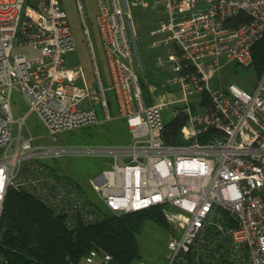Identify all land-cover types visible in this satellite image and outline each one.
I'll return each mask as SVG.
<instances>
[{
	"label": "built area",
	"instance_id": "built-area-1",
	"mask_svg": "<svg viewBox=\"0 0 264 264\" xmlns=\"http://www.w3.org/2000/svg\"><path fill=\"white\" fill-rule=\"evenodd\" d=\"M24 2L0 0V216L12 188L61 211L69 223L75 213L93 221L97 214L78 186L83 184L41 163L46 157L89 155L106 165L89 179L97 204L117 215L161 206L166 264H264V69L252 91L209 84L221 56L251 64V47L264 35V0H96L107 86L95 62V86L80 84L81 71L68 63L74 43L61 0ZM133 7L164 14L149 31L150 46L170 47L152 60L158 69L170 68L160 87L173 89L160 93L156 83L145 85ZM240 15L247 19L231 22ZM18 33V46H28L33 55L12 54ZM85 36L91 50L87 28ZM14 85L28 102L17 119L10 105ZM108 90L126 122L127 143L39 146L29 130L23 135L30 113L50 134L97 123V107L110 119ZM197 93L208 95L211 111L191 109L187 96ZM169 107L170 118L186 113L181 144L162 137ZM209 128L212 133L198 140ZM79 264L114 263L109 253L91 248Z\"/></svg>",
	"mask_w": 264,
	"mask_h": 264
},
{
	"label": "rangeland",
	"instance_id": "rangeland-1",
	"mask_svg": "<svg viewBox=\"0 0 264 264\" xmlns=\"http://www.w3.org/2000/svg\"><path fill=\"white\" fill-rule=\"evenodd\" d=\"M80 1L83 9L82 12L78 8L77 0H61L74 43L73 50L67 55V61L71 66H74L81 71L82 77L80 78L79 83L87 84L89 86H95L96 83L94 74L95 62L102 83L104 86H107L110 83V72L102 40L95 22L96 0ZM33 2L34 0H25L24 5H32ZM163 15L162 12H155L151 7L145 9L139 7L132 8V18L137 32V41L141 56H143L144 53L152 57L157 53L164 52L162 46H150L152 37L149 35V30L156 26V21L159 18L164 17ZM86 28L89 32L91 50L85 36ZM20 37L21 36L18 33V36L14 41L12 54L24 52L27 56L33 55L34 51L28 46H18L17 40L20 39ZM146 73L147 68H145V85L150 82ZM257 80L258 75L250 64L244 65L239 64L236 61H226V59L221 56L219 58V66L210 77L209 84L212 88H227L229 84H233L238 88L252 91ZM169 89H173V87H162L161 90L165 91ZM200 96L201 95L198 93L187 96V102L190 106L194 105V110L205 112L206 108L204 109L203 107H200L199 104ZM106 98L111 113L110 119H106L103 110L100 107H97V117L99 120L97 123L50 134L44 128L36 114L30 113L26 117L22 133L23 135L28 136L29 130L33 138V144L39 146H92L107 143H127L130 139V134L124 118H121L117 114L113 92L109 90L106 91ZM147 100L145 99L146 105L148 104ZM176 104L180 105L182 102L178 101ZM10 105L12 115L16 119L20 118L28 111V102L19 91L17 85H14L12 88ZM169 110L170 107L163 111L164 120L170 119ZM13 132L15 133L16 129H14ZM53 159H48L46 157L43 161H56L60 167V170L58 171L82 183L85 194L91 198H95V194L89 184V179L91 176L106 167L102 159L89 155H70ZM167 237V227L151 220H146L136 232V238L141 254V260L136 264L140 262H143L144 264H166Z\"/></svg>",
	"mask_w": 264,
	"mask_h": 264
},
{
	"label": "trees",
	"instance_id": "trees-1",
	"mask_svg": "<svg viewBox=\"0 0 264 264\" xmlns=\"http://www.w3.org/2000/svg\"><path fill=\"white\" fill-rule=\"evenodd\" d=\"M246 19V16L240 15L231 22L237 24ZM251 55L250 65L259 76L264 69V35L251 47ZM148 61L153 64L152 57ZM186 69L193 71L191 67ZM146 75L150 82L159 80L149 69ZM141 84L145 94L146 87ZM200 95V107L211 111L208 95ZM191 109H195L194 105H191ZM185 121L186 113L182 110L165 120L162 131L164 141L171 144L185 142L181 135V127ZM212 131L209 128L205 134L198 136V140H204ZM41 163L57 176L78 182L58 171L60 167L56 161L42 160ZM78 186L86 199L94 205L92 210L97 217L93 221H82L75 213L69 223L64 213L46 205L38 197L25 190L8 188L0 216V264H79L91 248L109 253L114 264H136L141 260L136 232L143 223L151 220L167 227L159 205L117 215L97 204ZM223 214L232 221L228 213Z\"/></svg>",
	"mask_w": 264,
	"mask_h": 264
},
{
	"label": "crops",
	"instance_id": "crops-1",
	"mask_svg": "<svg viewBox=\"0 0 264 264\" xmlns=\"http://www.w3.org/2000/svg\"><path fill=\"white\" fill-rule=\"evenodd\" d=\"M163 48H164V52L163 53H157V54H162V55L166 56L170 52V47L169 46H165V47L163 46ZM149 58H151L149 55L143 53L142 59H143L145 68H147V70L149 69L150 71H152L155 74V76H157L156 79H159L158 82H151V83H156L159 90H160V89H162V87H160V84L162 83L161 81L165 76L169 75V73L171 72L170 68L166 67L165 69H158L154 66V64L151 65L149 63V61H148ZM160 93H162L161 90H160Z\"/></svg>",
	"mask_w": 264,
	"mask_h": 264
}]
</instances>
